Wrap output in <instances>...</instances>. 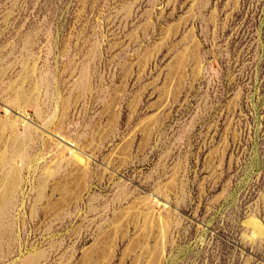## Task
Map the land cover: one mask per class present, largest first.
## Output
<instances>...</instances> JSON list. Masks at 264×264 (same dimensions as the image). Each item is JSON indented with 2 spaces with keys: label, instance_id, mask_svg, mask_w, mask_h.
<instances>
[{
  "label": "rangeland",
  "instance_id": "obj_1",
  "mask_svg": "<svg viewBox=\"0 0 264 264\" xmlns=\"http://www.w3.org/2000/svg\"><path fill=\"white\" fill-rule=\"evenodd\" d=\"M0 264H264V0H0Z\"/></svg>",
  "mask_w": 264,
  "mask_h": 264
}]
</instances>
